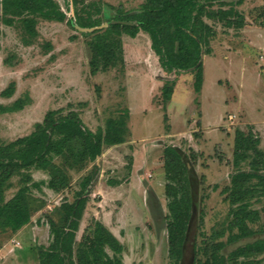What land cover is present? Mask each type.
Segmentation results:
<instances>
[{"label": "rangeland", "instance_id": "374dc122", "mask_svg": "<svg viewBox=\"0 0 264 264\" xmlns=\"http://www.w3.org/2000/svg\"><path fill=\"white\" fill-rule=\"evenodd\" d=\"M58 1L67 18L59 21L39 16L34 35L19 20L7 24L0 12V103L23 102L17 109L0 112V137L7 142L30 134L49 110L63 109L64 113L78 112L95 133L106 131L110 120L123 122L125 141L106 145L96 161L81 169L73 158H56L57 165L71 177L59 192L48 186V170L32 169L34 181L40 182L29 194L34 204L32 221L14 236L22 247L2 243L0 264H41L39 250L46 248L51 237L49 218L63 222L61 204L75 199L83 176L94 164L97 169L86 187L88 201L76 231L75 249L101 221L124 244L120 255L125 264H173L164 171L169 145L183 152L194 181L196 218L181 264H196L195 242L227 241L234 233L229 229L231 206L223 189L237 170L233 162L236 130L252 128L264 150V0L227 1L225 8L234 6L245 15L243 27L226 26L205 16L215 31L210 44L203 47L200 89L195 85L196 68L172 73L162 68L145 30L134 37L122 35L123 60L91 73L88 40L92 32L107 26L119 13L137 11L144 0ZM218 3L210 8H217ZM76 10L81 14L89 11L102 23L81 27L75 21ZM167 81L174 90L165 100L162 92ZM242 167L248 169L246 164ZM20 180L21 174L15 175L16 187L7 191V197ZM252 203L260 216L251 227L260 230L227 243L222 249L225 255L264 237V198ZM3 232L1 240L11 243L8 237L16 231ZM255 257L264 264V252Z\"/></svg>", "mask_w": 264, "mask_h": 264}, {"label": "trees", "instance_id": "16d2710c", "mask_svg": "<svg viewBox=\"0 0 264 264\" xmlns=\"http://www.w3.org/2000/svg\"><path fill=\"white\" fill-rule=\"evenodd\" d=\"M227 1L207 0L206 4L204 0H144L137 11L111 17L109 24L94 30L93 37L88 40L91 73L106 70L123 60L122 35L134 37L140 30H145L151 37L152 47L159 56L162 68L169 73L196 68L195 85L200 89L203 81V47L206 43L210 44L215 31L206 22L205 16L230 27L245 25V15L234 6L225 8ZM73 2L77 3V0ZM216 2H219V6L210 8ZM0 12L9 25L21 21L30 35L37 32L35 23L39 16L59 21L67 18L58 0H0ZM92 16L89 11L81 14L76 10L75 21L81 27L102 23L101 18ZM168 83L162 92L165 100L171 98L174 90ZM8 89L13 90L12 86ZM21 106L22 100H17L12 106L0 103V112ZM107 124L106 131L100 129L95 133L84 125L78 112L70 110L64 113L63 109H51L42 121L35 124L30 134L7 142L0 137V236L6 229L17 232L32 221L34 204L29 194L33 185L40 186V182L34 181L32 169L48 170L51 174L48 186L59 192L68 186L71 177L62 165H57L56 158L65 157L67 161L75 159L81 169L88 162L96 161L106 145L125 141L123 122L121 125L120 121L110 120ZM234 141L233 162L237 170L223 189L226 192L225 199L231 206L228 213L229 229L234 233L227 241L193 242L196 264H261V259L255 256L264 252V237L243 243L228 255L222 252L227 243L252 236L260 230L251 227V223L260 216V211L252 208V202L253 199L257 201L264 198V150L259 138L252 128L248 131L238 129ZM243 164L248 169H244ZM96 169L97 165L94 164L91 172L83 176L82 186L75 192V199L65 200L61 204L60 209L65 215L63 222L49 218L51 237L46 248L39 250L41 264H125L120 255L124 244L101 221L95 223L92 232L75 249L76 231L88 201L89 189L86 190V187L91 183ZM164 171L169 211V253L173 264H181L198 203L187 160L175 145L165 148ZM19 174L20 185L7 197V191L15 186L13 178ZM202 217L200 215L201 223ZM235 229H239L238 232Z\"/></svg>", "mask_w": 264, "mask_h": 264}, {"label": "crops", "instance_id": "0c3cea01", "mask_svg": "<svg viewBox=\"0 0 264 264\" xmlns=\"http://www.w3.org/2000/svg\"><path fill=\"white\" fill-rule=\"evenodd\" d=\"M243 31H246V28H244L243 29ZM258 127L260 128V124L258 123ZM260 129H262V128H260ZM20 232H22V231H20V230H18V232H16L15 234H12V235H10L9 237H8V239H9V241L11 242V243H8L7 244V241H2V242H0V253L3 251V247H2V245L3 244H6L7 246H5V247H8L10 244H12L14 247L16 246V247H18V246H21L22 247V244L20 243V240L18 239V238H14V236L16 237V235H18ZM18 233V234H17ZM6 242V243H5ZM3 243V244H2Z\"/></svg>", "mask_w": 264, "mask_h": 264}, {"label": "water", "instance_id": "95a60500", "mask_svg": "<svg viewBox=\"0 0 264 264\" xmlns=\"http://www.w3.org/2000/svg\"><path fill=\"white\" fill-rule=\"evenodd\" d=\"M101 26H103V25H101ZM101 26H100V27H101ZM79 28H81V27H79ZM83 29H84V28H83Z\"/></svg>", "mask_w": 264, "mask_h": 264}]
</instances>
